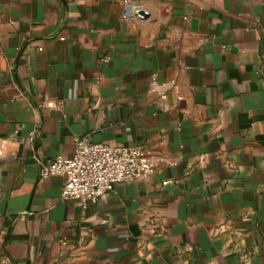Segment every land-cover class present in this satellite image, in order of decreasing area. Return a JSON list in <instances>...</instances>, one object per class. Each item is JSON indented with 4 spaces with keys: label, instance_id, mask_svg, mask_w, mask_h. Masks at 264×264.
I'll use <instances>...</instances> for the list:
<instances>
[{
    "label": "crops",
    "instance_id": "1",
    "mask_svg": "<svg viewBox=\"0 0 264 264\" xmlns=\"http://www.w3.org/2000/svg\"><path fill=\"white\" fill-rule=\"evenodd\" d=\"M83 137L156 171L62 201ZM0 264H264V0H0Z\"/></svg>",
    "mask_w": 264,
    "mask_h": 264
},
{
    "label": "built area",
    "instance_id": "2",
    "mask_svg": "<svg viewBox=\"0 0 264 264\" xmlns=\"http://www.w3.org/2000/svg\"><path fill=\"white\" fill-rule=\"evenodd\" d=\"M70 158L56 157L39 165V179H64L60 198L81 208L94 205L116 185L149 179L156 171L151 152L143 147L93 143L88 137L75 138ZM26 214V213H24Z\"/></svg>",
    "mask_w": 264,
    "mask_h": 264
},
{
    "label": "water",
    "instance_id": "3",
    "mask_svg": "<svg viewBox=\"0 0 264 264\" xmlns=\"http://www.w3.org/2000/svg\"><path fill=\"white\" fill-rule=\"evenodd\" d=\"M136 14L140 17H145V13H143L142 11H136Z\"/></svg>",
    "mask_w": 264,
    "mask_h": 264
}]
</instances>
